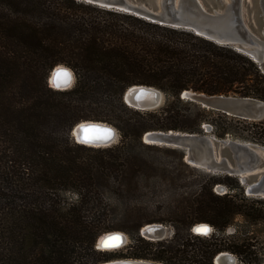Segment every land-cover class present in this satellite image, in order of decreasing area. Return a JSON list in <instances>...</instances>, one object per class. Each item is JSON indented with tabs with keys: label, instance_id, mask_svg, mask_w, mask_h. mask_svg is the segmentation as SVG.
Returning a JSON list of instances; mask_svg holds the SVG:
<instances>
[{
	"label": "trees",
	"instance_id": "obj_1",
	"mask_svg": "<svg viewBox=\"0 0 264 264\" xmlns=\"http://www.w3.org/2000/svg\"><path fill=\"white\" fill-rule=\"evenodd\" d=\"M58 63L76 72L73 90L47 86ZM132 84L160 88L165 102L127 106L121 96ZM186 89L264 100V62L191 29L85 0H0V264H98L117 256L216 264L221 251L240 264H262L249 225L264 223V197L247 195L234 175L189 164L182 148L141 139L153 129L205 134L208 122L218 138L264 145V121L205 108L181 97ZM86 119L113 122L119 143L75 144L69 130ZM216 184L226 192L216 194ZM112 214L120 215L116 224ZM150 222L171 224V237L141 236ZM199 222L214 226L211 237L192 234ZM115 227L133 236L128 249L95 248L96 237Z\"/></svg>",
	"mask_w": 264,
	"mask_h": 264
},
{
	"label": "water",
	"instance_id": "obj_2",
	"mask_svg": "<svg viewBox=\"0 0 264 264\" xmlns=\"http://www.w3.org/2000/svg\"><path fill=\"white\" fill-rule=\"evenodd\" d=\"M85 1L133 13L159 23L191 29L215 42L233 45L260 64L264 62V0ZM250 6L253 7V15L249 13ZM246 11L248 22L245 18ZM250 23H255L256 27H252ZM254 28L258 29V33L254 31ZM164 95L163 90L153 85L132 84L125 88L121 98L129 107L150 110L165 102ZM180 96L199 103L205 108L235 117L248 120L264 119V100L253 96L237 93L208 94L187 89L183 90ZM73 126L69 130V134ZM141 139L146 143L182 148L185 151L184 158L189 164L204 168L212 173H227L237 176L244 186L246 194L264 197V145L173 129L147 130L142 134ZM216 187L219 189V193L226 190L222 184H217ZM165 229L166 225L161 222H150L141 226L139 233L147 239L154 240L160 239ZM112 231L107 232H111L108 236L121 233L125 236L123 231ZM98 240L97 247L101 242ZM98 248L104 249L103 247ZM234 258L237 260L233 253L221 251L214 256L213 261L216 264H233ZM118 260L119 262H115ZM121 260H126L125 264L128 260H131L129 263L149 261L164 264L145 258L131 257L109 259L98 264L111 261H114L112 264L120 263Z\"/></svg>",
	"mask_w": 264,
	"mask_h": 264
},
{
	"label": "clouds",
	"instance_id": "obj_3",
	"mask_svg": "<svg viewBox=\"0 0 264 264\" xmlns=\"http://www.w3.org/2000/svg\"><path fill=\"white\" fill-rule=\"evenodd\" d=\"M60 70L61 72L59 83L54 79L56 73ZM78 82V77L76 72L67 64L58 63L53 66L52 70H49L46 77L47 86L53 91L66 92L73 90ZM71 140L75 144L85 145L94 148H106L111 147L114 144L119 143L121 138L120 131L103 121H80L77 122L72 130L70 131ZM218 194V193H216ZM200 226H206L208 231L203 233L196 231ZM215 231L214 226L207 222H199L191 227V232L193 235L200 237H211ZM229 232L232 230L229 229ZM233 264H239V261L235 258L233 259Z\"/></svg>",
	"mask_w": 264,
	"mask_h": 264
},
{
	"label": "rangeland",
	"instance_id": "obj_4",
	"mask_svg": "<svg viewBox=\"0 0 264 264\" xmlns=\"http://www.w3.org/2000/svg\"><path fill=\"white\" fill-rule=\"evenodd\" d=\"M252 6V5H251ZM250 6V8H249V13L250 14H252L253 15V7H251ZM248 14H247V11H246V13H245V18H246V20H247V22H248V16H247ZM250 25L252 26V27H254L255 26V23H250ZM256 27V26H255ZM254 31L256 32V33H258V29H256V28H254ZM48 75V74H47ZM166 100V94L164 95V97H163V100ZM162 103H163V101H162ZM158 108V107H157ZM157 108H155V109H157ZM133 109H135V108H133ZM141 110V109H140ZM150 110H152V109H150ZM216 111V110H215ZM89 112H91V113H101L102 111L99 109V108H95V109H93V108H91V109H89ZM220 112V111H219ZM222 113V112H221ZM237 118H240V117H237ZM243 119V118H242ZM247 121H264V119H261V120H248V119H246ZM105 122H107V123H110V124H112V125H114L115 126V124L113 123V122H109V121H105ZM204 127H205V129H207L208 131H210V124L208 123V122H204V125H203ZM117 129H118V127L117 126H115ZM204 129V130H205ZM119 130V129H118ZM206 131V130H205ZM207 131V133H205V134H208V135H211V136H214V137H216L215 135H213V134H211V133H209ZM69 136H70V134H69ZM71 138V137H70ZM216 138H218V137H216ZM225 138H231V139H236V140H240V141H244V142H250V143H255V142H253V141H251V140H247V139H244V138H232V137H230V136H226ZM256 144H258V145H261V144H259V143H256ZM185 159V158H184ZM186 161V160H185ZM201 168V167H200ZM204 171H207L206 169H204V168H202ZM207 172H210V171H207ZM210 173H212V172H210ZM216 174H227V173H216ZM195 176V174H192V173H189V178H191V177H194ZM237 177V176H236ZM238 178V177H237ZM239 179V178H238ZM217 185V184H216ZM216 185L213 187V190L214 191H216L217 193H219V189L216 187ZM223 185V184H222ZM225 186V185H224ZM225 189L227 190V188H226V186H225ZM226 190H225V192H226ZM220 193H224V192H220ZM248 195V194H247ZM66 196H69V195H67L66 194ZM249 196H252V195H249ZM151 201H153L154 203L158 200V202H161V199H159L158 197L157 198H152V199H150ZM153 203V204H154ZM119 215V214H118ZM117 215V219H119L120 218V215L118 216ZM116 218H115V214H112V216H111V221L113 222V224H116L115 222H118V220H117ZM237 220V226L238 227H240V228H246V226H247V224H246V222H244V220L242 219V218H240L239 216H238V218L236 219ZM163 224H165L166 225V229H165V232H164V234H163V236L160 238V239H164V238H170L171 237V235H172V233H173V227H172V225L171 224H169V223H163ZM236 226H230L228 229H227V232H229L228 230L229 229H231V230H233L234 228H235ZM119 230L118 228H112V229H109V230H106V231H104V232H102V233H100L97 237H96V239H95V248H97V249H99L98 247H97V240H98V238H99V236L100 235H102L103 233H105V232H108V231H111V230ZM249 229L250 230H252V232H253V234H254V237H252V242H253V240H255L256 238V241H254V242H256V245L261 249V250H264V223H258V224H252V225H249ZM123 231V230H122ZM125 232V239H124V241H123V243L120 245V246H118L117 248H114V249H108V250H106V249H99V250H102V251H104V252H108V253H111V254H113V253H120V252H124V251H126L127 249H128V247H129V245L130 244H132L133 242H134V238H133V236L129 233V232H126V231H124ZM254 238V239H253ZM152 240V239H151ZM155 240H158V239H154L153 241H155ZM115 258H130V257H121V256H117V257H113V258H111V259H115ZM149 260H152V259H149ZM237 260L239 261V264H240V260L237 258ZM153 261H157V260H153ZM159 262H161V261H159ZM163 263V262H162ZM164 264H166V263H164ZM262 264H264V262L262 263Z\"/></svg>",
	"mask_w": 264,
	"mask_h": 264
},
{
	"label": "snow or ice",
	"instance_id": "obj_5",
	"mask_svg": "<svg viewBox=\"0 0 264 264\" xmlns=\"http://www.w3.org/2000/svg\"><path fill=\"white\" fill-rule=\"evenodd\" d=\"M62 71L63 70L58 71L54 77L57 83L61 82L60 76ZM196 231H200L206 234L208 229L206 226H200L199 228L196 229ZM122 239L123 238L119 234H113L103 238L101 242L98 244V247H103V248L117 247L122 243Z\"/></svg>",
	"mask_w": 264,
	"mask_h": 264
},
{
	"label": "bare ground",
	"instance_id": "obj_6",
	"mask_svg": "<svg viewBox=\"0 0 264 264\" xmlns=\"http://www.w3.org/2000/svg\"><path fill=\"white\" fill-rule=\"evenodd\" d=\"M90 121H98V120H90ZM99 121H102V120H99ZM103 122H105V121H103ZM121 231V230H120ZM111 232H113L112 230H111ZM111 232H109V233H107V232H105V233H103L100 237H99V240L98 241H101L103 238H105V237H108V235L111 233ZM123 239V241H124V239H125V236L121 233V234H119ZM121 245V244H120ZM119 245V246H120ZM118 247V246H117ZM117 247H110V248H104V249H106V250H108V249H114V248H117ZM114 261H111V262H108V263H103V264H112ZM115 262H119V260L118 261H115ZM124 262H126V260H121V262L120 263H114V264H125ZM129 262H131V260H128L127 261V263L126 264H159V263H153V262H149V261H136V263H129Z\"/></svg>",
	"mask_w": 264,
	"mask_h": 264
}]
</instances>
